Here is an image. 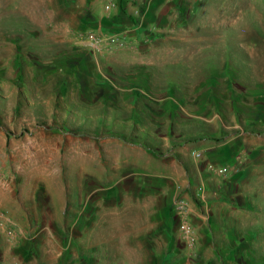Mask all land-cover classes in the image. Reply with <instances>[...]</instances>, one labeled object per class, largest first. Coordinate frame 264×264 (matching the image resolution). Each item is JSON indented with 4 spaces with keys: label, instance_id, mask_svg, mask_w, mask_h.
Here are the masks:
<instances>
[{
    "label": "rangeland",
    "instance_id": "374dc122",
    "mask_svg": "<svg viewBox=\"0 0 264 264\" xmlns=\"http://www.w3.org/2000/svg\"><path fill=\"white\" fill-rule=\"evenodd\" d=\"M0 264H264V0H0Z\"/></svg>",
    "mask_w": 264,
    "mask_h": 264
},
{
    "label": "built area",
    "instance_id": "2783aa9c",
    "mask_svg": "<svg viewBox=\"0 0 264 264\" xmlns=\"http://www.w3.org/2000/svg\"><path fill=\"white\" fill-rule=\"evenodd\" d=\"M107 9H110V7L108 6Z\"/></svg>",
    "mask_w": 264,
    "mask_h": 264
}]
</instances>
